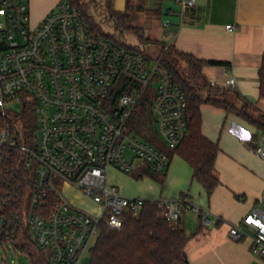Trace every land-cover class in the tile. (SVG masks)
<instances>
[{"label": "built area", "instance_id": "1", "mask_svg": "<svg viewBox=\"0 0 264 264\" xmlns=\"http://www.w3.org/2000/svg\"><path fill=\"white\" fill-rule=\"evenodd\" d=\"M176 2L183 24L185 10L197 0ZM162 28L169 38L171 22L163 21ZM121 78L128 91L120 93V85L115 92ZM235 86L231 78L228 87ZM146 97L161 139L174 149L187 134L188 101L162 58L150 57L145 46L126 48L95 36L69 0H61L37 27L31 26L28 0H0V260L16 251V238L27 230L49 264H80L103 225L120 231L125 214L142 210L145 200L122 195L109 173L115 168L131 175L144 165L165 174L170 166L164 151L130 129ZM26 107H33L37 121L28 139L19 120ZM254 152L264 165V135ZM67 186L81 191L99 214L74 206ZM156 203L175 224L188 211L201 213L185 198ZM228 236L250 241L251 264H264L263 210L230 224Z\"/></svg>", "mask_w": 264, "mask_h": 264}, {"label": "crops", "instance_id": "2", "mask_svg": "<svg viewBox=\"0 0 264 264\" xmlns=\"http://www.w3.org/2000/svg\"><path fill=\"white\" fill-rule=\"evenodd\" d=\"M60 1L28 0L34 14L33 27L39 26ZM127 1L121 12L128 9ZM171 1L172 6L165 11L158 3L161 16H166L164 21L171 22L170 37L163 36V43L169 42L176 50L201 60L225 63L206 65L203 74L220 88H229L228 81L235 78L234 90L247 103L249 115L260 121L264 117V99L259 92V70L264 57V0H197L194 7L185 10L183 24L179 4ZM228 25L234 29H226ZM201 114L204 137L220 147L216 171L221 185L212 196L207 195L194 179L191 166L177 154L170 157V166L159 179L141 173L142 166L131 175L112 168L109 179L129 198L153 202L185 198L201 209L199 214L184 213L180 220L187 234L188 215L202 223L199 232L197 228L188 234H196L187 249L190 264H251L250 241L235 244L228 232L230 224L238 223L253 209L264 211V165L254 152L264 129L214 105H202ZM68 200L76 206L73 199ZM204 218L209 219L208 226L204 225Z\"/></svg>", "mask_w": 264, "mask_h": 264}, {"label": "trees", "instance_id": "3", "mask_svg": "<svg viewBox=\"0 0 264 264\" xmlns=\"http://www.w3.org/2000/svg\"><path fill=\"white\" fill-rule=\"evenodd\" d=\"M69 1L86 16L92 34L112 39L126 48H137V46L129 45L124 37L107 33L101 21L96 20L95 16L90 13L91 3L89 1ZM91 1L95 2L96 0ZM104 1V10L100 14L104 21L120 31V35H124L129 30H135L129 26L127 10L124 12L116 11L113 0ZM127 6L129 7V0ZM155 12L157 17L161 15L160 9H156ZM136 34L143 43H151L142 31ZM161 58L164 68L173 75L175 82L186 94L188 101L187 134L174 149L167 147L164 142L158 141L153 133V117L147 104L144 103L148 97L144 98L137 106L129 123L130 129L147 142L164 151L169 157L174 154L181 156L193 169L194 179L204 187L210 197L221 185L216 171L220 147L206 139L202 133L201 106L209 104L220 107L227 113L238 115L263 129L264 117L260 121H255L247 111V103L242 100L234 88L213 86L203 74L204 66L225 63L198 59L176 50L173 44L169 45V49L164 52ZM178 61L184 63L183 70L177 66ZM259 79L260 98L264 99V57L259 70ZM120 85L122 91L120 93L128 91L125 78H121L115 87V92ZM241 101L243 102L242 105H240ZM19 120L23 126L24 138L28 139L35 136L37 121L33 107H26ZM140 172L155 179H159L163 175L151 171L144 165ZM17 177L19 180H23V176L17 174ZM123 219L124 226L120 231L110 230L105 225L101 227L100 237L90 251V264H190L187 249L196 234L188 235L184 225L180 222L173 226L163 216L156 202L145 201L139 213H127ZM201 228L200 219L198 232ZM15 249L25 252L33 264H49L48 256L33 244L30 232L27 230H24L16 238Z\"/></svg>", "mask_w": 264, "mask_h": 264}, {"label": "rangeland", "instance_id": "4", "mask_svg": "<svg viewBox=\"0 0 264 264\" xmlns=\"http://www.w3.org/2000/svg\"><path fill=\"white\" fill-rule=\"evenodd\" d=\"M91 3L90 13H92L96 20H100L104 30L117 37H124L129 45L137 46V47H146L148 54L150 57H163L164 55V45L163 43V28L162 22L166 18L165 14L157 17L156 16V9H159L158 3L162 4V9L165 11V8L172 6L171 0H129V7L127 10L129 14V26L134 28L135 30L126 31L125 34L120 35V31L116 30L110 23L103 20V17L100 16L104 10V0H96L92 2L91 0H87ZM114 9L116 11L121 12L123 8H125V0H113ZM125 10V11H126ZM123 12V11H122ZM31 16V26H33L34 21V14L32 9L30 10ZM142 31L147 39L150 40L151 43L145 44L143 43L137 36L136 33ZM169 43V42H168ZM177 66L179 69L183 70L184 63L182 61L177 62ZM21 106L17 104L14 109L19 110ZM135 133V131H133ZM153 133L154 137L157 138L158 141L164 142L158 132L157 126L153 125ZM66 197L70 200H74L77 204L76 206L84 211L92 214L98 215L99 209L95 206L90 200H88L81 191L75 189H65ZM192 214L187 216V229L188 234H193L197 231L198 228V221L197 219L192 218ZM204 223V222H203ZM173 226H176L175 223H172ZM205 225V224H204ZM236 244V242H234ZM229 247V245L227 246ZM228 249V248H226ZM91 256L90 252L86 253L83 259L81 260L80 264H90ZM0 264H33L31 259L28 257L25 252L22 250L14 251L8 254L7 259L2 257L0 260Z\"/></svg>", "mask_w": 264, "mask_h": 264}]
</instances>
